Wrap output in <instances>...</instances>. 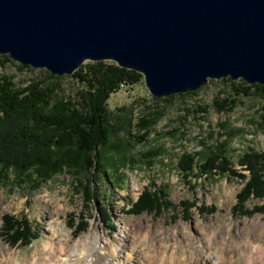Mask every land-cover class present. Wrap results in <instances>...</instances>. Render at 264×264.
<instances>
[{
  "label": "rangeland",
  "instance_id": "374dc122",
  "mask_svg": "<svg viewBox=\"0 0 264 264\" xmlns=\"http://www.w3.org/2000/svg\"><path fill=\"white\" fill-rule=\"evenodd\" d=\"M12 62H5L0 67V76H10L18 88L27 87L31 80L44 78L41 73L43 69L19 71L18 63ZM222 80H208L197 96L168 102L155 101L143 81L133 87H122L112 94L107 101L109 110L127 107L133 124L148 112L162 108L164 113L145 138L148 143L142 141L130 148L131 154L135 155L163 145L165 152L160 162L143 167L136 161L133 167L121 171L124 174L121 181L112 180L102 184L96 178L94 183H87L86 176L64 173L38 185L27 181L0 182V231L2 216L8 214L26 219L35 236L27 246L23 243L11 246L0 236V256L8 257L9 264H29L34 259L45 262L53 258L59 242L60 247L65 245L68 251L81 237L95 242L103 237L108 243L104 250L107 255L105 260L111 261L112 250L117 248L120 234L132 230L131 244L135 238L148 247L164 239L170 246L173 242L177 243L172 247L179 253L188 252L187 257L190 255L187 250L191 246L193 249L198 246L202 242L200 239L212 236L213 246L222 245L224 239L226 246L223 247L230 253H227V260L222 264H240L238 255L232 253L234 243L257 241L264 244V213L255 211V207L264 201L251 196L240 204L243 211L234 210L239 200L242 202L240 198H244L243 189L249 179V172L237 163V158L248 150L264 154V130L260 128L264 117V99L238 97L239 102L231 113L218 114L211 106L212 101L224 98L226 94L223 91L229 93V83ZM59 84L58 97L65 100L74 99L81 88L69 75H63ZM195 103L211 106L204 119L199 114L188 112ZM223 122L227 123L229 129L241 130L242 134L227 145V150L232 162L231 169L245 178L233 174L206 177L198 172L195 178L181 176L176 167L179 156L203 151L206 146L211 148L222 142L220 136L223 130L219 125ZM133 126L131 135L137 136V139L145 135L144 131L138 132L137 127ZM122 135L131 144L136 143L131 136ZM261 173L264 174V167ZM80 180L85 182L83 187H79ZM147 188L159 193L162 188L167 195L168 208L156 214H129L133 204ZM183 201L193 205L187 208V213L181 206ZM202 207L208 210L200 212ZM71 220L83 228V232L75 234L74 227L67 225ZM252 220L260 227L256 228L250 223ZM125 253L127 255L129 251ZM193 264L199 263L196 261Z\"/></svg>",
  "mask_w": 264,
  "mask_h": 264
},
{
  "label": "trees",
  "instance_id": "16d2710c",
  "mask_svg": "<svg viewBox=\"0 0 264 264\" xmlns=\"http://www.w3.org/2000/svg\"><path fill=\"white\" fill-rule=\"evenodd\" d=\"M0 58V67L5 62L13 63L7 55H0ZM17 69L33 71L31 67L20 64H17ZM41 73L44 78L31 80L25 88H18L10 76H0V182L27 181L38 185L64 173H71L86 176L87 183H94L98 178L104 184L106 181H121L124 177L121 171L133 167L136 161L143 167L160 162L165 152L163 145L135 155L131 154L130 148L142 141L148 143L145 138L163 117L162 108L148 112L133 124L127 107L110 111L107 104L109 97L122 87H133L142 82L139 73L108 61L84 63L69 75L81 87L72 100L58 97L62 76L53 75L44 69ZM222 81L229 83V93L223 91L226 94L224 98L212 101L211 106L218 114L231 113L239 102L238 97L264 99V85L246 84L241 80L234 83L229 78ZM203 86L194 92L152 97L158 102L185 99L197 96ZM211 106L195 103L188 112L199 114L204 119ZM262 120L260 128L264 130V117ZM133 125L138 132L144 131L145 135L139 139L131 135ZM219 126L223 130L220 136L222 142L211 148L206 146L203 151L182 153L179 156L176 167L181 176L195 178L199 173L200 176L223 177L233 174L245 178L231 169L232 162L227 150V145L242 134L241 130L229 129L225 122ZM124 133L136 139V143L131 144L122 135ZM237 163L249 172V179L243 189L244 198H240L242 202L239 200L234 207V210L243 211L242 203L251 196L264 201V174L261 173L264 154L248 150L237 158ZM84 183L80 180L79 187H83ZM154 191L147 188L133 204L129 214H156L168 208L165 191L162 188L161 193ZM181 206L187 213V208L193 205L183 201ZM206 210L207 207L199 209L200 212ZM210 210L213 211V208ZM255 211L264 213V202L255 207ZM67 225L74 227L75 234L83 232V228L75 225L73 220ZM0 236L11 246L19 243L27 246L35 238L26 219L8 214L2 216Z\"/></svg>",
  "mask_w": 264,
  "mask_h": 264
},
{
  "label": "water",
  "instance_id": "95a60500",
  "mask_svg": "<svg viewBox=\"0 0 264 264\" xmlns=\"http://www.w3.org/2000/svg\"><path fill=\"white\" fill-rule=\"evenodd\" d=\"M0 55L56 76L112 62L156 98L264 85V0H0Z\"/></svg>",
  "mask_w": 264,
  "mask_h": 264
},
{
  "label": "bare ground",
  "instance_id": "6f19581e",
  "mask_svg": "<svg viewBox=\"0 0 264 264\" xmlns=\"http://www.w3.org/2000/svg\"><path fill=\"white\" fill-rule=\"evenodd\" d=\"M244 223L249 222L245 221ZM250 223L256 228L260 227L254 220ZM131 233L132 230H128L120 234V242L117 248L112 250L113 256H111V261L105 260L107 255H105L104 250L107 249L108 243L103 237L97 238L98 241L96 242L90 241L86 237H81L75 242L72 249L67 251L64 247L65 245L60 247L61 242H59V245H57L58 250L54 253L52 259L45 262H39L37 259H34L29 264H193L196 261L199 264H222L227 260V253H230L223 247L226 246L224 239L222 245L213 246L212 242H214V239L210 235L202 240L200 239L202 242L198 246H195L194 249L191 246L187 250L190 254L187 257L188 252L179 253V250L172 247L177 243L173 242L174 244L170 246L164 239H159L148 247L135 238L133 244H131L129 243L133 237ZM234 246L235 249H233L234 251L232 250V253L234 252L238 255L240 264H264L263 243L240 241L234 243ZM127 250L129 254L126 255L125 252ZM0 264H9L8 257L1 255Z\"/></svg>",
  "mask_w": 264,
  "mask_h": 264
}]
</instances>
